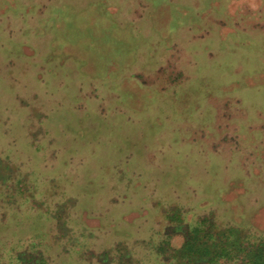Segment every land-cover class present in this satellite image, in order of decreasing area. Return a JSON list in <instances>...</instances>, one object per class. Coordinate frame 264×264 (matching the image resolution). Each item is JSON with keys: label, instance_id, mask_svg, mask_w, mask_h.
Masks as SVG:
<instances>
[{"label": "rangeland", "instance_id": "rangeland-1", "mask_svg": "<svg viewBox=\"0 0 264 264\" xmlns=\"http://www.w3.org/2000/svg\"><path fill=\"white\" fill-rule=\"evenodd\" d=\"M0 153V264H161L176 207L264 230V0H0Z\"/></svg>", "mask_w": 264, "mask_h": 264}, {"label": "trees", "instance_id": "trees-1", "mask_svg": "<svg viewBox=\"0 0 264 264\" xmlns=\"http://www.w3.org/2000/svg\"><path fill=\"white\" fill-rule=\"evenodd\" d=\"M57 44L58 49L60 46L58 42ZM61 49L60 47L58 50L61 51ZM76 144L80 143H74L72 146ZM3 158L0 153V160L3 161L0 162V166L3 165L2 170H5V168L10 170L5 162L7 158ZM17 167L14 166V169H17ZM7 180L8 178H1V182ZM187 187L191 190L200 189L196 193L198 196L199 194L209 195L202 192L199 186H191L188 183ZM187 192L190 193L188 189ZM247 193L241 190L238 198L240 197L241 201H246L248 204ZM250 194L252 193L250 192ZM181 198L183 199V197ZM211 200L210 196L209 201ZM195 206L197 205H194V208L198 209ZM188 212H184L179 207L167 209L164 213L166 223L161 230L160 239L148 241L149 244L151 243L148 246L152 249L153 257L160 258L161 264H237L238 262L242 264H264V230L251 226L244 228L235 224H224V222H218V218L213 214L204 215L196 220L194 218L188 220L186 217ZM193 213L195 215L196 212ZM49 214L54 215L51 211ZM169 233L183 235V243L179 249L174 250L170 247L168 243ZM155 235H157L156 232ZM102 264H127V262L118 258L114 260L112 257H106Z\"/></svg>", "mask_w": 264, "mask_h": 264}]
</instances>
